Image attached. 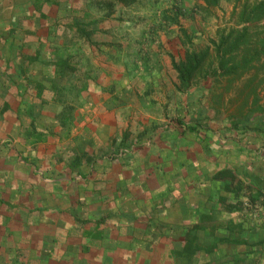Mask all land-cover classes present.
I'll list each match as a JSON object with an SVG mask.
<instances>
[{
    "label": "crops",
    "instance_id": "crops-1",
    "mask_svg": "<svg viewBox=\"0 0 264 264\" xmlns=\"http://www.w3.org/2000/svg\"><path fill=\"white\" fill-rule=\"evenodd\" d=\"M40 30L44 28L31 30L36 40L26 42L23 29L3 25L0 4V234L3 226L14 225L19 211L32 225L35 222L30 220L43 215L38 224L56 226L58 221L73 226L78 218L70 216L69 210L74 207L66 209L60 204L69 206L78 190L76 198L83 206L89 197L94 199L89 189H95L100 193L95 202L102 204L101 208L104 193L112 196L110 207L114 211L101 218L115 217L111 218L115 231L127 234L128 240H136L138 233L142 236L139 239L158 241L164 256L171 254L172 241H184L189 234L194 240L193 232L182 230L185 235L179 236L182 227L192 226L198 242L203 237L200 231H208L213 264H264L261 140L248 133L232 136L226 132L224 139L198 129L186 134L181 128L176 138H164L161 125L155 128L156 122H142L143 146L130 152L128 145H134V135L131 139L128 135L118 137L121 128L128 126L122 123L127 116L119 118L120 112L106 104L101 114L99 111L90 118L87 112H94L95 105L84 104L87 109L75 106L70 118L62 122L58 115L64 104L55 99L52 85L61 86L65 78L53 72L54 56L44 55L48 47L42 42L48 30L43 34ZM105 90L103 94L109 95L106 92L114 93L115 87ZM73 136L78 139V148L69 160L67 154L72 150L66 147ZM109 148L119 150L120 158L107 156ZM58 167L69 175L76 174L80 181L55 179ZM41 176L46 181H41ZM103 178L111 180L105 183ZM232 182L239 188H232ZM100 222L105 223L101 219L95 223ZM36 231L45 233L43 229ZM95 234L100 237L104 232L95 230ZM97 235L91 237V245H100ZM45 237L41 235L43 244ZM177 251L182 252L179 247Z\"/></svg>",
    "mask_w": 264,
    "mask_h": 264
},
{
    "label": "rangeland",
    "instance_id": "rangeland-1",
    "mask_svg": "<svg viewBox=\"0 0 264 264\" xmlns=\"http://www.w3.org/2000/svg\"><path fill=\"white\" fill-rule=\"evenodd\" d=\"M258 1L220 0L215 6H207L204 0H0V4L3 5V25L23 29L28 38L26 42L36 40L33 38L36 34L33 35L31 30L42 27L44 30H40V34L48 30L42 42L44 47L58 44L63 49L60 56L71 55L69 63L75 71L62 80L63 94L55 90V99L60 103L57 104L95 105L94 112H87L88 118L99 111L101 114L104 104L117 109L119 118L127 116L129 120L124 118L123 124H135L130 130L128 126L126 129L122 127L118 134L120 138L128 135L130 139L134 135L131 140L134 145H128L130 152L143 146L141 141L145 131L140 125L144 126L146 122L152 125L156 122L155 128L161 125L166 133L164 138L172 136L173 139L179 135L176 134L178 128L186 134L203 130L222 139L226 132L232 136L248 133V136L261 140L259 150L264 151V55L252 60L237 75H212L217 67L215 44L220 36L231 30L241 32L246 26L249 44L239 52L245 49L252 53L260 47L257 40L264 36V19L253 24L240 21L242 10ZM86 6L89 14L97 20L92 25L94 33L91 39H71L73 30L65 27L68 18L85 19ZM175 7L180 9L176 17ZM205 47H208L209 57L203 70L188 89L177 90V73L171 60L178 62L186 49L199 51ZM43 53L50 58L53 56L48 48ZM110 86L115 87L114 93L107 91L109 95L103 94L105 87ZM58 96L61 99L58 100ZM104 115L106 118L107 114ZM69 139L70 144L64 147L72 150L67 154L71 160L77 154L78 139L74 136ZM107 150L105 154L110 158H120L117 156L119 150ZM58 170L55 177L52 175L55 179L63 177L72 182L80 181L76 174ZM103 179L105 183L111 180ZM40 180L46 181V178L41 176ZM231 187L239 188V185L232 182ZM76 191L69 206L60 204L66 209L74 207L69 210L70 216L78 218L73 226L58 221L56 226L38 224L43 215L30 220L35 222L32 225L23 211H19L22 218L16 216L14 225L3 226L0 264H213L215 258L209 251L212 240L207 230L200 231L203 237L198 242L192 226L182 227L179 236L193 232L194 240L189 234L184 241H172V245H168L172 247L171 254L166 257L158 241L139 239L142 236L138 233L135 234L136 240H128L127 234L119 235L115 231L117 226L112 225L115 217H111L112 220L106 216L101 218L114 211L110 207L111 193H104L106 200L101 208L102 204L95 202L96 195H100L95 189H89L91 197L95 195L94 199L89 197L83 206L79 197L76 198L79 194ZM79 219L86 223L79 222ZM100 219L105 223H95ZM37 228L45 233L37 232ZM95 230L104 232L101 238ZM93 234L100 238L99 246L91 245ZM41 235H46L44 243L47 246L40 241ZM178 247L181 253L177 251ZM217 264L222 263L218 261Z\"/></svg>",
    "mask_w": 264,
    "mask_h": 264
},
{
    "label": "trees",
    "instance_id": "trees-1",
    "mask_svg": "<svg viewBox=\"0 0 264 264\" xmlns=\"http://www.w3.org/2000/svg\"><path fill=\"white\" fill-rule=\"evenodd\" d=\"M132 1L134 0H130V2ZM219 1L220 0H204L207 6H215ZM179 12L180 9L175 7L174 17L179 15ZM10 16L12 17L11 14ZM83 16H85V19L82 20L78 17L68 18L69 21L65 27L66 29L70 28L73 30L71 39L81 37L91 39L92 34L94 33L92 25H94L97 20L89 14L87 6L84 10ZM262 19H264V0H259L252 7L246 8L241 12L240 21H242V23L245 22L253 24ZM246 29L247 27L244 26L241 32L235 33L231 30L226 35L219 37L218 43L215 44L217 67L212 72L214 77L218 75H237L246 69L252 60L259 59L260 56L264 55V36L258 38L257 42L260 47L255 48L252 53L245 49L241 53L239 52L242 47L248 46L249 44V40L247 38L248 32ZM49 33L51 34V32ZM48 49H51L54 56L52 64L55 75L61 79H66L67 76L72 75L75 69L69 63L71 55H67L65 57L60 56L63 49L58 44H50ZM38 53L41 54L40 51ZM39 54L35 55L38 56ZM208 57L209 50L208 47H205L199 51L186 49L184 56L178 62L174 61V59L171 60L172 67L177 73L178 83L175 86L177 90L182 91L191 86L196 76L203 70ZM52 86L60 93V95L63 94L65 87L56 85ZM59 99H61V97L58 96V100ZM73 108V104L71 106L64 105V108L58 115L62 122H65L68 118H70Z\"/></svg>",
    "mask_w": 264,
    "mask_h": 264
}]
</instances>
